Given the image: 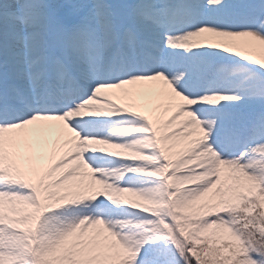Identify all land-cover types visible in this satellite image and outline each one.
<instances>
[{
    "label": "snow or ice",
    "instance_id": "6c2138e0",
    "mask_svg": "<svg viewBox=\"0 0 264 264\" xmlns=\"http://www.w3.org/2000/svg\"><path fill=\"white\" fill-rule=\"evenodd\" d=\"M0 264H264V0H0Z\"/></svg>",
    "mask_w": 264,
    "mask_h": 264
}]
</instances>
